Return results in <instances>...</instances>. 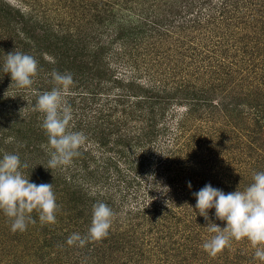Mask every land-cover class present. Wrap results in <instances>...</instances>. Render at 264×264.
<instances>
[{"label":"trees","instance_id":"1","mask_svg":"<svg viewBox=\"0 0 264 264\" xmlns=\"http://www.w3.org/2000/svg\"><path fill=\"white\" fill-rule=\"evenodd\" d=\"M116 6L118 25L106 21ZM0 14V155L17 153L30 182L52 183L58 230L69 234L61 241L47 229L35 253L54 249L69 259L59 264H264L247 238L205 251L215 233L193 195L208 183L243 191L264 172V0H0ZM11 51L37 60L31 87L3 72ZM53 71L73 77L64 100L71 130L87 141L70 165L50 170L35 104L56 86ZM98 202L114 216L95 241ZM73 233L86 243L68 244ZM4 234L0 245L14 240L23 263L21 240Z\"/></svg>","mask_w":264,"mask_h":264},{"label":"clouds","instance_id":"2","mask_svg":"<svg viewBox=\"0 0 264 264\" xmlns=\"http://www.w3.org/2000/svg\"><path fill=\"white\" fill-rule=\"evenodd\" d=\"M3 72L10 75L17 87H31L38 72V62L29 54L11 51L4 61ZM52 79L56 86L40 94L35 104V110L44 114L41 127L51 148L45 168L50 170L70 165L87 141L83 132L73 131L70 127L73 113L64 96L74 84L72 75L53 71ZM26 168L28 164L23 163L17 153L0 155V211L11 219L12 232H23L34 223L31 216L34 210L42 223H54L59 207L52 183L30 182L22 171ZM151 184L149 182L148 189L152 188ZM188 186L191 187L190 182ZM193 195L196 212L208 221V231L215 233L203 243L205 251L215 255L231 239L247 238L257 248L255 255L264 260V172H256L253 182L243 191L225 193L208 183ZM211 209H214V218L209 216ZM113 216V210L106 203L94 204L87 239L99 241L107 237ZM215 220L224 222V226ZM77 242L83 246L86 239L73 233L67 240L70 245Z\"/></svg>","mask_w":264,"mask_h":264},{"label":"rangeland","instance_id":"3","mask_svg":"<svg viewBox=\"0 0 264 264\" xmlns=\"http://www.w3.org/2000/svg\"><path fill=\"white\" fill-rule=\"evenodd\" d=\"M5 3L10 4L11 6L13 5H20L21 8H24V6L26 5L27 1H31V0H1ZM4 6L6 7V5L4 4ZM112 10H114L113 12V16L112 18H105L106 21L109 20H113L112 22H114L115 25H118V19L120 17V6L119 7H114ZM107 12V11H106ZM106 13H104L105 15ZM125 14L124 12L121 13ZM6 21L3 17V15L0 14V24H4ZM114 24L111 28H115ZM116 29V28H115ZM106 38L109 39V36L106 35ZM3 40V39H1ZM11 42V41H10ZM254 45V44H253ZM241 47V46H240ZM238 50V49H237ZM229 57L233 56L234 50L229 49L228 51H224ZM235 53H239V51H236ZM236 58V57H235ZM31 215H34V211L31 213ZM35 217L33 218H37L39 219V214L36 211V214L34 215ZM7 216H5L3 214L2 211H0V230L2 231V233L4 232V237L5 240L6 239H10V238H17L20 239L21 241L18 242V244L16 246H18V249L21 251L23 250V253L26 255V257L23 260V263H20L19 258L16 257L15 255L12 254V252H10V250L14 247L12 246L15 245L16 243H13L14 240H12V243H10L7 247H0V264H44V262L42 263V261H46L49 258H52V261L55 262L56 260V264H59L60 262L58 260H69L67 257H65L64 254L59 255V254H53L55 253L54 249L50 248L48 249V251H46L45 249H40V254H38V251L35 253V250L37 249L36 247H38V245H45L48 244V242L43 241L45 235H46V231L47 229H50V231H52L54 228H57V233L60 235V239L61 241L65 238H67V235L64 234V232L60 231L62 224L59 223V221L57 220L58 217H56V220L54 223H45V225L41 224V223H37L36 219H34L35 223L31 225H28L27 229L25 231L19 233V235L14 234L13 232L9 231V227L11 228V219L10 218H6ZM7 221V222H6ZM46 229V230H44ZM60 229V230H58ZM72 229L76 230V228L72 227ZM55 231V230H54ZM50 234V233H49ZM17 236V237H16ZM30 241V242H28ZM67 241V239H66ZM1 243V240H0ZM8 244V242L6 243ZM28 247L30 248H27ZM16 248V247H15ZM19 251V253H21ZM10 252V253H9ZM43 252H45V254H43ZM27 253V254H26ZM43 254V255H42ZM47 254V255H46ZM68 262V261H66Z\"/></svg>","mask_w":264,"mask_h":264}]
</instances>
